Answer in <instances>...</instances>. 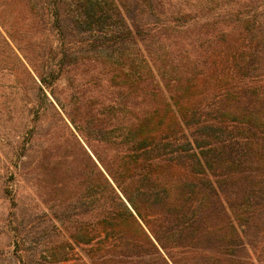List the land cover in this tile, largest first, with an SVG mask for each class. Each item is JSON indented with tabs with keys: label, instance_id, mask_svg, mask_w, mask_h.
Here are the masks:
<instances>
[{
	"label": "trees",
	"instance_id": "1",
	"mask_svg": "<svg viewBox=\"0 0 264 264\" xmlns=\"http://www.w3.org/2000/svg\"><path fill=\"white\" fill-rule=\"evenodd\" d=\"M20 1L57 45L13 56L77 96L78 152L49 150L0 264H264V0Z\"/></svg>",
	"mask_w": 264,
	"mask_h": 264
},
{
	"label": "rangeland",
	"instance_id": "2",
	"mask_svg": "<svg viewBox=\"0 0 264 264\" xmlns=\"http://www.w3.org/2000/svg\"><path fill=\"white\" fill-rule=\"evenodd\" d=\"M8 1L4 12L0 14L1 247L9 240L3 232V226L11 219V211H28L34 206L44 210L47 207L44 203L50 191L49 183L53 171L50 168L45 169L42 163L55 154L49 153V150L60 147V150L65 148L68 152H78L56 114V110L59 111L69 125L61 103L66 106L70 100V106H78L77 96L72 95L66 101L58 102L49 89L40 93L36 83L13 56L15 52L28 66L17 45L25 48L27 55H31L46 51L50 42L55 47V36L53 39L45 38L42 37L44 33L36 31L37 19L27 11L24 1ZM2 36L7 44L2 42ZM87 54L90 55L88 52ZM31 74L39 82L34 73ZM69 126L72 127L71 124ZM7 191L16 194L15 205H12Z\"/></svg>",
	"mask_w": 264,
	"mask_h": 264
}]
</instances>
